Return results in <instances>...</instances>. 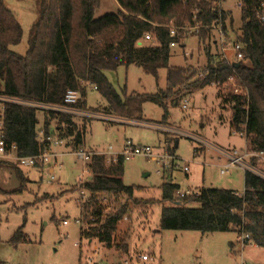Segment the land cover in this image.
Segmentation results:
<instances>
[{
	"label": "trees",
	"instance_id": "trees-1",
	"mask_svg": "<svg viewBox=\"0 0 264 264\" xmlns=\"http://www.w3.org/2000/svg\"><path fill=\"white\" fill-rule=\"evenodd\" d=\"M36 1L37 18L30 27L26 51L21 55L11 49L21 40V26L4 0H0V95L61 105L65 92L72 89L80 94L76 107L88 109L87 88L95 86L106 102L107 114L130 119L142 114L143 104L152 103L162 108L164 121L169 106H177L195 91L211 84H224L233 77L247 93V100L232 90L224 96L223 103L232 110L230 129L244 132L251 150H264V22L255 17L264 0H239L238 28L232 27L228 10H222L214 0H114L115 11L99 17H95V12L100 0ZM219 15L226 35L233 36V43L242 48L238 65L215 59L206 46V63L202 68L169 66L170 45L184 46V36L181 29L171 35L168 27L198 24L199 41L209 39L211 45H218L213 30L204 26L217 21ZM146 32L151 33L152 41L142 39ZM130 65L140 67L155 80L158 71L164 68V88L135 93L127 92L124 87L117 92L105 72ZM37 111L32 106L4 102L0 138L7 147L14 145L18 156L39 154L47 147L36 129ZM75 118L44 111L43 136L61 139L64 148L72 152L83 148L87 121L78 125ZM123 162L118 158L106 164L102 155L93 154L87 163L90 179L79 187L87 193L86 200L80 204L81 217L87 225L80 227V238L88 243L96 239L111 245L117 224L128 211L126 201L138 202L134 194L141 188L123 183ZM0 164L11 165L4 160ZM14 169L21 177L19 170ZM16 191L20 188L13 190ZM178 191L179 185L170 177L160 185L157 202L165 204L160 209V229L202 234L234 231L239 237L247 234V241L264 248V179L245 171L241 193L201 187L196 195L178 197ZM103 195L114 199L123 196L125 202L103 214L100 200ZM25 241L26 235L20 227L8 243L17 246ZM121 248L126 251L127 246ZM0 264L5 263L0 261Z\"/></svg>",
	"mask_w": 264,
	"mask_h": 264
},
{
	"label": "rangeland",
	"instance_id": "rangeland-1",
	"mask_svg": "<svg viewBox=\"0 0 264 264\" xmlns=\"http://www.w3.org/2000/svg\"><path fill=\"white\" fill-rule=\"evenodd\" d=\"M238 2L221 0L218 3L222 10H228L234 28L240 26ZM4 3L21 26V40L11 49L22 55L27 48L30 27L37 18V1L4 0ZM116 7L114 0H100L95 17L114 12ZM198 27L197 24L193 29H181L184 46L180 43L171 47L169 66L202 68L206 63V46L217 60L222 55L233 58L229 49L233 36H227L229 44L222 51L218 45H211L209 39L199 41ZM165 73L164 68L160 69L155 80L140 67L130 65L106 71L105 75L117 92L125 87L127 92L149 93L157 87L164 88ZM232 86V83L211 84L195 91L186 97V108H181L182 102L169 106L164 121L162 108L152 103L143 104L142 114L130 119L107 114L105 100L92 87L87 88L86 107L102 118L99 115L75 118L78 125L87 121L82 149L108 152V146H112L113 151H118L122 143L130 140L149 146L154 152H169L176 158L175 165L157 174L156 170H162L161 165L143 156L123 162V183L140 187L141 191L134 194L138 202L126 201L128 211L117 224L112 244L107 246L96 239L88 243L80 238V224L76 220L81 218L83 226H87L80 209L81 199L86 200L87 193L78 186L79 178L90 179V174L86 162L64 148V142L54 149L56 158L43 166H20L14 161H7L11 165L0 164V261L5 264H79L93 256V262L102 264H264V248L248 245L242 249L234 231L202 234L158 227L160 209L165 204L157 200L160 185L167 177L179 185V190L212 187L243 191L244 172L232 168L220 174L225 159L214 150V146L225 150L240 148L246 142L244 136H238L229 127L232 110L223 100ZM43 114L36 112L38 131L42 128ZM187 135L198 136L205 143H197ZM194 148H197L195 153ZM184 165L187 171H183ZM13 167L19 170L22 179ZM17 188L20 191L13 192ZM100 200L103 214L125 202L123 196L114 199L111 195H103ZM63 220L67 223L62 224ZM20 227L26 241L13 246L8 240ZM122 245L127 246L126 251ZM139 254H146L147 260L140 261Z\"/></svg>",
	"mask_w": 264,
	"mask_h": 264
},
{
	"label": "built area",
	"instance_id": "built-area-1",
	"mask_svg": "<svg viewBox=\"0 0 264 264\" xmlns=\"http://www.w3.org/2000/svg\"><path fill=\"white\" fill-rule=\"evenodd\" d=\"M214 1L219 3V1L221 0H214ZM237 5L238 7H240V2H238ZM255 17L259 22H264V2H260L256 10ZM204 27L213 30L214 35L216 36V42L218 46L221 47L222 51H225L226 49L225 46L229 44L228 43L229 41L227 39V35L223 27V24L221 23L220 15L218 16L217 21L211 23L210 25H205ZM168 28H169V33L172 35L178 29H184V28L193 29L195 27H187V25H185L176 28L175 26L170 25ZM142 39L145 41H152L151 33L150 32L144 33ZM170 46L172 47L174 46V44L171 43ZM229 49L233 54V58L229 59L225 55H222L221 59L223 60V62L226 64L238 62L242 58V48L240 44L231 42L229 44ZM228 83H232L233 85L232 91L234 94L241 95L244 100H247V93L242 89L240 85L234 82L233 77H229L224 84L227 85ZM92 88L94 90L96 89L95 86H93ZM79 99H80L79 92L77 90H72V89H69L65 92L63 98V104L61 105L36 103V102H30L16 98H9L7 96L0 95V125L4 110V102H13L17 104L32 106L41 112L51 110L54 112L70 114L73 117L91 118L99 115L96 114L97 112H94L92 110L76 107V104L79 101ZM181 102H182L181 108H186L188 102L187 98H184ZM99 116L102 118V115ZM39 132H40L39 134L40 139L47 142V147L43 152L35 155L18 156L14 152L15 149L14 145H10L9 147H7L4 140L0 138V160L14 161L16 164L20 166H33V165H45L49 161H51V159H55L57 156V152H55L54 149L57 146L62 145L63 141L57 137H52V136L44 137L42 134V128ZM237 134L240 137L241 136L245 137L244 132H238ZM187 137L192 138L197 143L204 142L202 139H200L198 136L195 135H187ZM107 149L108 152H94V151H86L82 148H78L74 151V154L78 159L86 162V165L90 161L93 154H98L102 156L107 154L108 157L105 158L103 156L106 163L116 162L118 158H121L123 161H126L135 156H143L147 159L154 161L156 164L161 165L162 170H156L157 174H162L165 169H169L175 165L173 162L176 158L172 154H169V152H162V153L154 152L151 147L141 144H135L130 140H126L118 151H113L112 146H108ZM196 150L197 148H194L193 152L195 153ZM214 150L220 157L225 159V163L220 166L219 169L220 174H225L232 168H239L243 172L248 171L258 176L259 178L264 179V150H260V151L251 150L246 142H244L243 146L240 148H231L229 150H225L223 148L214 146ZM182 169L183 171H187L188 167L184 165ZM88 180H89L88 178H84L83 176H81L79 178V184L81 185L82 183L87 182ZM196 194H197V190H191V189L179 190L177 193L178 197H184V196L196 195ZM83 199H81V203L84 201ZM124 219H126V217H124ZM76 222L80 224V227L84 228L81 218L77 219ZM66 223H67L66 220L62 221V224H66ZM239 239L241 242L242 249L245 246L254 244L250 241H247L248 240L247 234L241 235ZM93 255H96V253H94ZM137 258L140 261H145L147 260V255L139 254ZM92 263H94L93 256L88 257L82 264H92Z\"/></svg>",
	"mask_w": 264,
	"mask_h": 264
},
{
	"label": "crops",
	"instance_id": "crops-1",
	"mask_svg": "<svg viewBox=\"0 0 264 264\" xmlns=\"http://www.w3.org/2000/svg\"><path fill=\"white\" fill-rule=\"evenodd\" d=\"M92 89H93V88H92ZM158 89H160V88L157 87V88L155 89V91H157ZM93 90H94V89H93ZM155 91H154V92H155ZM231 118H232V116H231ZM231 118H230V120H231ZM230 120H229V122H230ZM229 127H230V126H229ZM122 145H123V143H122ZM122 145H120V147H121ZM60 146H61V145H60ZM57 147H58V146H57ZM120 147H119V149H120ZM60 148H62V147H60ZM220 148H221V147H220ZM233 148H235V147H233ZM218 158H219V157H218ZM236 192H237V191H236ZM241 192H242V191H241ZM241 192H238V193H241ZM251 245H252L253 247H257V246L254 245V244H251Z\"/></svg>",
	"mask_w": 264,
	"mask_h": 264
},
{
	"label": "water",
	"instance_id": "water-1",
	"mask_svg": "<svg viewBox=\"0 0 264 264\" xmlns=\"http://www.w3.org/2000/svg\"><path fill=\"white\" fill-rule=\"evenodd\" d=\"M237 65H238V63L235 64V66H237ZM146 175H147V174H146Z\"/></svg>",
	"mask_w": 264,
	"mask_h": 264
}]
</instances>
